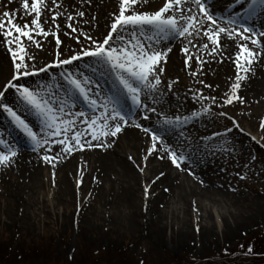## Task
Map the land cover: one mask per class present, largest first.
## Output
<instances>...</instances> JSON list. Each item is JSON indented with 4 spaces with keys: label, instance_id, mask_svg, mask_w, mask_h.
<instances>
[{
    "label": "rangeland",
    "instance_id": "374dc122",
    "mask_svg": "<svg viewBox=\"0 0 264 264\" xmlns=\"http://www.w3.org/2000/svg\"><path fill=\"white\" fill-rule=\"evenodd\" d=\"M16 2L23 10L21 0L12 3L0 0V16L6 10L13 12ZM19 13L22 18L18 22L28 23L32 15ZM108 31L110 25L98 37L90 35L99 39ZM36 40L40 42V48L25 40L29 54L35 57L36 66L53 63V55L37 62L41 60L37 55L46 38L37 35ZM52 41L51 36L49 42ZM70 42L77 41L72 38ZM80 47L74 51H79ZM56 52L57 48L53 54ZM85 61L92 63L90 58H85ZM0 64L2 69L6 68V73L0 78L2 91L12 73L11 53L3 42H0ZM76 64L84 71L89 69L85 68L84 61ZM76 64L66 67L74 70ZM59 71L54 69L47 74L29 77L27 83L33 87L46 85L50 91L58 92L63 97L64 92L55 88L59 82ZM184 72L186 84L182 85L181 75L169 74L164 68L155 102L152 99L147 101L162 114L160 121L154 123L156 126L165 118L190 117L192 112H203L210 107L208 101L193 100V94L203 92L205 96H216L219 100L230 90L228 86L213 94L212 90L200 86L197 75L191 74L195 71L185 69ZM249 77L250 74L248 80ZM177 80L178 83H173ZM168 84L173 85L171 90L167 89ZM214 88L218 89L217 86ZM240 95L245 101L243 104L237 103L224 109L219 104L211 105L210 113L190 118L178 128L168 127L170 134L165 139L187 153L190 157L187 167H192L194 163L192 154L203 163L204 158L207 160L210 170L202 178V184L217 191L211 192L204 200H198V206L190 212L182 203L172 199L169 206L166 204L162 207L165 213L163 223L160 226L154 224L155 217L148 211V201L157 195V191L153 193L154 190L149 189L145 196V187L151 185L152 180L150 183L143 182L137 207L132 203L124 206L119 202V207L113 212H104L97 207V211L94 208L92 212H84V209L92 208L95 202L91 200L94 197L88 190L80 188L81 170L73 177V186L75 184L78 190L74 202L64 199L67 198L65 195L64 198L57 196L60 194L56 186L58 175L55 174L53 179V173L48 172L47 187L39 198H34L36 204L26 206L24 213L13 206L0 187V264H208L233 260L247 252L250 244L254 246L255 242L262 244L264 252V127H261L264 107L243 91ZM5 102L15 106L16 112L19 110L20 102L14 92L7 94ZM220 111L234 117L240 128H234L231 120L220 117ZM2 113L0 110V116ZM229 128L233 129L231 133L226 132ZM218 132L221 135L215 136ZM32 153L36 163L45 164L40 159L43 152ZM144 163L143 176L147 174ZM170 166L172 171L180 173L182 180L187 176L194 182L191 175L176 169L171 163ZM9 169V166H0V178ZM238 173L247 178L240 180ZM120 194L119 191L117 196ZM184 211L187 212L184 220L187 224L182 219ZM194 234L198 238L192 237ZM194 261L197 262L192 263ZM253 262L251 258H243L242 264Z\"/></svg>",
    "mask_w": 264,
    "mask_h": 264
},
{
    "label": "snow or ice",
    "instance_id": "6c2138e0",
    "mask_svg": "<svg viewBox=\"0 0 264 264\" xmlns=\"http://www.w3.org/2000/svg\"><path fill=\"white\" fill-rule=\"evenodd\" d=\"M12 2L14 0H9V3ZM150 2L151 0H121L118 14H113L110 31L99 39L93 38L89 33L81 32L75 39L77 44L81 45L82 36L84 43L77 52L69 49L71 54L67 58H63L62 41L58 34L60 25L56 23L57 17L62 16L63 13L49 9L45 0H31V2L23 0L24 13L34 14L30 24L18 22L20 19L18 11L14 13L6 10L0 16V42L6 45L12 60L11 76L0 91V110L7 113L12 122L27 135L32 143L33 151L43 152L40 159L45 164L51 165L53 169L59 162L58 157L62 154L71 155L75 151L82 152L85 148H111L127 128L134 127L150 141L144 160H148L149 157L167 159L176 169L188 171L192 175L187 167L190 157L168 143L165 139L166 129L169 126L178 128L187 123L190 118L210 113L211 105L219 104L220 108L224 109L237 103H245L240 95L242 82L248 78L258 57L264 52V31L258 32L255 28L248 26L245 17L216 15L209 0H166L163 7L157 11L137 10L138 4L144 6ZM52 3L56 9H59L60 5L56 0H52ZM258 6L264 8V0H250L246 15L249 17L254 15ZM45 10L54 11L51 20L56 31H46L42 26V13ZM84 15L83 11L76 12L78 17H84ZM66 19L72 21L75 17L69 13ZM67 27L71 33L78 31L71 23H68ZM148 33L152 34L148 36L151 43L145 44L139 37ZM37 35L45 38L51 35L55 39L57 52L53 63L37 67L35 57L29 54L25 40L40 48L41 44L36 40ZM189 37L206 38L208 43L203 44V48L208 50L211 46L209 52L211 56L220 51L222 37L225 38V43L234 42L238 49L233 61L236 68L235 80L231 83L230 90L226 91L219 100L216 96H205L203 92H199L198 95L193 94V100L209 102L210 107L205 108L203 112L194 111L190 117L165 118L157 127H150L144 122H150L153 114L158 118L162 114L157 113L156 107L146 101L152 99L155 102L162 83L163 65L167 63L168 56L172 52L171 47L162 48L161 45L165 40ZM191 42L189 39V44ZM249 44L258 46L259 50L249 47ZM182 51L186 57L187 67H191L189 62L193 60L197 61L201 67L205 63L199 55L189 54L188 47H184ZM85 58H90L91 65L85 61ZM80 61H84L85 68H91V74L80 69L79 64H76ZM74 64H76L74 70H68L66 67ZM54 69L61 70L58 73L59 82L56 83L55 88L64 92L63 97H60L58 92L50 91L46 85L33 87L27 83V78L39 76L41 73L47 74ZM97 73L100 77L105 75L114 77L113 83L117 85L118 91L112 95H101L102 88L99 81L94 79ZM191 74L197 75L196 72ZM197 82L204 84L203 80ZM173 83H178V80ZM172 86L168 84L167 89L171 90ZM204 87L208 90L212 89L210 84H204ZM9 92H14L20 103L41 118L44 126L41 132L46 129V135L34 131L29 123L17 114L14 107L5 102ZM81 98L91 112L84 108L74 111L77 100ZM126 100L131 101L130 106L126 107ZM219 116L231 120L234 128H240L239 123L226 111H220ZM261 127H264V123ZM232 130L229 128L226 132L231 133ZM214 135L220 136L221 133ZM0 144H4L8 149L7 152L0 150V166H9L18 152L2 139ZM55 148L59 151H54ZM136 166L141 172L144 171V168ZM163 175L164 173L160 174L161 177ZM237 175L240 180L247 178L239 173ZM54 177L55 172H53V179ZM155 182V180L152 181L153 184ZM200 183L203 181L201 180ZM150 187L151 185L145 187L146 197ZM251 250V248L248 249L249 252Z\"/></svg>",
    "mask_w": 264,
    "mask_h": 264
},
{
    "label": "bare ground",
    "instance_id": "6f19581e",
    "mask_svg": "<svg viewBox=\"0 0 264 264\" xmlns=\"http://www.w3.org/2000/svg\"><path fill=\"white\" fill-rule=\"evenodd\" d=\"M21 1L23 4V0ZM162 1L163 0H151L148 5L144 6L138 4L137 10L149 11L157 9L159 8L158 6L163 3ZM56 2L60 5L59 9H56L52 0H45L49 9H53L54 11L58 10L63 13L62 16L57 17L56 23L60 25L59 36L62 41L61 50L64 56L70 53L69 49L75 52V49L82 46L84 41H81V45H78L77 42H70L72 38L75 39L81 32L89 33L93 37H98L104 32L111 24L113 14H118L121 0H90V2H87V0H56ZM17 4L16 2L13 12L15 13L19 10V12L24 14L22 7ZM209 4L215 14L218 15V9L211 4L210 0ZM54 11L45 10V12L42 13L41 23L46 31H56L55 25L51 20ZM77 11H83L85 13L84 17L76 16ZM69 13L75 17L74 20L68 21L66 19ZM24 15L27 16V14ZM20 18L22 17L20 16ZM32 18H34V14H32L31 18L28 20L29 24ZM44 21H47V23H44ZM85 21H87V23H85ZM68 23H71L73 27L78 29L77 33H71V30L67 27ZM262 29H264V24ZM65 33H68V35H65ZM82 39L83 37L81 36V40ZM189 39L192 41L191 44H189ZM50 40L51 36H48L46 41H43V47L37 55V58L41 60L37 62H41L44 58L52 55L56 59V54H53L57 48L55 39L53 38L54 41L52 42H49ZM224 41L225 38L222 37L220 51L216 55L211 56L209 55L211 46H209L208 50L203 48V44L208 43L206 38L192 39L189 37L188 39L179 41L177 39L172 41L165 40L161 47H171L172 52L169 54L167 63L163 65V67L167 68L169 74H179L182 77L185 73V69L195 71L198 81L203 80L204 84L212 85L213 89L211 90L213 94L224 87L229 86L230 88L231 83L235 80L236 68L233 61L238 49L234 42L230 44ZM193 45H195V47H193ZM184 47L189 48V54L194 56L199 55L200 59L205 62L202 67L195 60L189 62L191 67L186 66V57L182 51ZM249 47H251L250 44ZM228 57L231 58L229 59ZM222 60L223 62H221ZM0 69L1 78V76L6 73V68L2 69L0 64ZM249 74V80L247 79L242 83L240 93L243 91V93H246L252 100L260 103V105L264 107V56H260L257 59V62L254 64ZM183 80L182 85H185L186 81L184 77ZM204 84H200V86L204 87ZM216 86H219L218 89L214 88ZM125 103L130 105L129 100H126ZM151 118L155 121H147L145 124L150 127H157L154 123L158 122L159 118L155 114H153ZM169 134L167 128L165 138H167ZM148 146H150L149 139L139 130L134 127H129L111 148H85L82 152L75 151L71 155L66 154L64 157L58 159L59 162L56 164L55 169L48 164L39 165L35 162L33 155L24 154L21 158H14L12 164L9 165L10 169L8 173L0 178V187L2 191L8 195L11 200L9 201L13 206L24 213L26 206H33V204H36L34 198H39L47 187L48 182L46 177L48 172H55V174L58 175L56 186L60 194L57 196L61 198L65 195L67 198L63 196L64 199L74 202L77 198L78 190L75 184L73 186V177L81 170L82 185L80 188L88 190V192L92 194L91 197H94L91 200L95 202L92 204V208L90 207L89 210L84 209V212H92L94 208L97 211L96 207L99 209L101 208L104 212H113L119 207V202L123 203L124 206L132 203L137 207L140 200L139 191H142L143 182L150 183L151 180H155L156 182L154 184L151 183L150 189L154 190L153 193L157 191V195L148 201V211L155 217V220H153L154 224L159 226L163 223L162 219L165 216L162 207L166 204L169 206L172 199L182 203L187 212H190L193 207L198 206L200 200L206 199L211 195V192L216 191L212 187H207L200 183L202 178H204L210 170L209 163L205 158V162L203 163V161L198 160L195 154H192L194 163H192V167L189 166L190 168H188L192 172L191 177L194 179V182L190 181L187 176H184V180H182L180 173L171 170L172 168L169 160H162L158 157H149L148 160H144L143 158ZM180 151L185 152L184 150ZM130 157L131 159H129ZM143 163L147 168V174H144V176L142 172H140V168L136 166L139 165L143 168ZM184 172L190 175L188 171ZM161 173H164L162 177L160 176ZM157 177L160 178L157 180ZM119 191L121 194L118 197L117 194ZM141 206L142 199L140 205L142 209ZM187 212L184 211L183 221L186 220ZM179 217L176 218L179 219ZM184 224L187 223L185 222ZM192 237L198 238L196 234ZM185 238L187 237H184V239ZM188 238L190 237L188 236ZM188 238L185 240H188Z\"/></svg>",
    "mask_w": 264,
    "mask_h": 264
},
{
    "label": "trees",
    "instance_id": "16d2710c",
    "mask_svg": "<svg viewBox=\"0 0 264 264\" xmlns=\"http://www.w3.org/2000/svg\"><path fill=\"white\" fill-rule=\"evenodd\" d=\"M220 264H224L223 262H220Z\"/></svg>",
    "mask_w": 264,
    "mask_h": 264
}]
</instances>
